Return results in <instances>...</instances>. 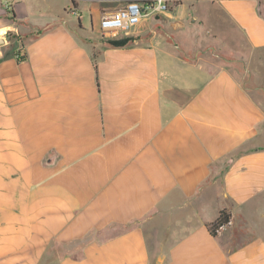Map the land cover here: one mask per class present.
<instances>
[{
	"label": "crops",
	"instance_id": "1",
	"mask_svg": "<svg viewBox=\"0 0 264 264\" xmlns=\"http://www.w3.org/2000/svg\"><path fill=\"white\" fill-rule=\"evenodd\" d=\"M125 1L0 0V264H264V85L219 55L263 67L264 0H176L111 47Z\"/></svg>",
	"mask_w": 264,
	"mask_h": 264
},
{
	"label": "built area",
	"instance_id": "2",
	"mask_svg": "<svg viewBox=\"0 0 264 264\" xmlns=\"http://www.w3.org/2000/svg\"><path fill=\"white\" fill-rule=\"evenodd\" d=\"M176 0H128L117 10L103 14L99 33L106 38L135 34L149 20L167 18L175 9Z\"/></svg>",
	"mask_w": 264,
	"mask_h": 264
},
{
	"label": "rangeland",
	"instance_id": "3",
	"mask_svg": "<svg viewBox=\"0 0 264 264\" xmlns=\"http://www.w3.org/2000/svg\"><path fill=\"white\" fill-rule=\"evenodd\" d=\"M123 4V3H122ZM121 4V5H122ZM219 9L217 8V11ZM173 12H175V9L173 10ZM214 12V11H212ZM212 12H209V11H206V10H201L200 11V14L202 15V17L205 19V20H220L222 19L221 17L218 18L217 15L213 14ZM174 13H172V16H169L165 19H161L159 18L158 20H179L178 18L176 17H173ZM200 15V16H201ZM217 16V17H216ZM185 20H196L192 14H190L187 19ZM223 20V19H222ZM82 23L83 25H85L86 27H89V29H91V22H90V18L85 15V14H82ZM94 31L98 29V26H99V19H94ZM196 28H198L197 25H195ZM194 27V28H195ZM222 28L221 26L218 27V30L219 31H222ZM224 28H227V30L229 31V28L228 27H224ZM204 29V28H202ZM204 31V30H203ZM98 39L99 41H102V42H106L107 40H110V38H106V37H103L99 32H98ZM133 37L134 38V35L132 34H128V35H119L115 38H111L112 39H118V38H122V37ZM15 40L14 37H12V41ZM222 43V42H221ZM240 43L239 41H237L236 39L234 40V42L231 43L232 47H233V51H229V53H221L219 54L220 57H224V58H227L228 59V64L227 66H229V68H233V75L235 76V78L240 81L241 83H243V85L245 87H252L253 86H258L259 83L260 85H264V62H262V66L261 67L260 65H258V61H257V57H250V62H245L247 68V72L243 71V67H242V63L241 61L244 60V57L243 54L245 53V51L242 50V46H240ZM191 44H193V42H191ZM220 44V42H219ZM244 48H246V46L244 45ZM221 52H224V51H221ZM250 55L252 56V50L250 49ZM245 56V54H244ZM186 59L189 61L193 58V55H187L186 54ZM220 62V61H219ZM232 62V63H231ZM262 90V89H261ZM252 91V90H251ZM263 91V92H262ZM262 91H252V95L254 96V99L256 101H258L259 103H261L263 105V108H264V90Z\"/></svg>",
	"mask_w": 264,
	"mask_h": 264
},
{
	"label": "trees",
	"instance_id": "4",
	"mask_svg": "<svg viewBox=\"0 0 264 264\" xmlns=\"http://www.w3.org/2000/svg\"><path fill=\"white\" fill-rule=\"evenodd\" d=\"M178 4V1L175 2V5ZM7 36H10V34H8ZM133 40V37H122V38H118V39H110L107 40L106 43L111 46V47H115V48H119V47H124L126 46L129 42H131ZM19 55V57H22V53L19 52L17 53ZM230 221V214L228 211L226 210H222L219 212L218 217L216 218V220L209 224L207 226L209 233L212 236H216L217 232L225 225H227Z\"/></svg>",
	"mask_w": 264,
	"mask_h": 264
},
{
	"label": "water",
	"instance_id": "5",
	"mask_svg": "<svg viewBox=\"0 0 264 264\" xmlns=\"http://www.w3.org/2000/svg\"><path fill=\"white\" fill-rule=\"evenodd\" d=\"M3 43V39H0V44H2Z\"/></svg>",
	"mask_w": 264,
	"mask_h": 264
}]
</instances>
